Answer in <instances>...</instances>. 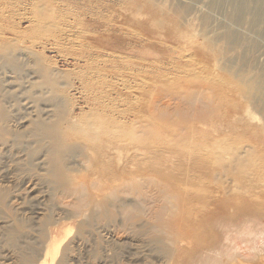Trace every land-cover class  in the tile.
<instances>
[{"label": "rangeland", "instance_id": "374dc122", "mask_svg": "<svg viewBox=\"0 0 264 264\" xmlns=\"http://www.w3.org/2000/svg\"><path fill=\"white\" fill-rule=\"evenodd\" d=\"M33 41L37 43L30 47ZM4 43L17 54L22 51V57L29 55L22 58L23 74L0 56L1 105L12 114L13 130L0 138V264H40L49 231L62 241L53 264H204L207 253L202 250L212 241L200 247L183 240L176 249L168 225L208 204L203 196L207 180L201 172L193 184L196 181L198 187L204 181V187L174 182L166 191L159 174L149 171L154 160L141 155L136 158L141 162L117 159L120 167L111 186L94 176L74 180L87 165V152L76 148L66 156L65 180L51 182L45 175L46 152L37 138L19 140L14 132L21 125L28 132L33 118L47 116L42 115L45 109L62 112V127L71 119L108 112L129 133L151 135L144 140L147 146L123 139L128 157L165 143L186 145L187 140L218 152L264 155V144H258L264 142L258 119L262 113L253 102L264 73V0H0V44ZM191 123L197 124V131L188 138L185 130ZM67 141L76 145L75 138ZM124 152L120 155L126 156ZM173 156H161L158 169L178 173L180 167L172 168L177 161ZM256 180L255 191L262 190L264 182ZM79 181L85 185L79 186ZM191 191L203 194L193 193L187 201ZM258 196L259 203L264 202V194ZM230 197L208 214L215 226L206 229L201 224L217 237L216 244L224 242L228 227L264 226V215L257 214L255 206L237 207L235 197Z\"/></svg>", "mask_w": 264, "mask_h": 264}, {"label": "bare ground", "instance_id": "6f19581e", "mask_svg": "<svg viewBox=\"0 0 264 264\" xmlns=\"http://www.w3.org/2000/svg\"><path fill=\"white\" fill-rule=\"evenodd\" d=\"M36 43L37 42L33 41L30 43L29 46L34 47L36 45ZM6 45L7 44H5V43L0 44V56H3L7 61H10L12 63V65L15 67L14 69H17L20 73H22L21 69L23 67L21 66V63L23 66L25 65L22 58L24 56H28L29 54H25L22 57L21 56L23 54V53H21L22 51L18 52V54H17L15 49H13V47L11 45H9L10 47L8 45L7 46ZM17 46H18L17 47L18 49L23 48V47L19 48L18 44H17ZM236 46H237V44H236ZM27 47H28V45H27ZM30 47H28V48H30ZM39 69H41V68H38V70ZM40 71H39V73H40ZM42 71H43V69H42ZM22 74H20V75L22 76ZM51 74H53V71ZM55 74H58V73H55ZM21 76H19V78H21ZM45 76L46 75H44L42 77H45ZM51 77L53 78V76H51ZM43 80H44V78H43ZM48 80L49 79H47V81ZM44 82H46V81H44ZM57 82L59 84L60 81H57ZM8 83L14 84V83H12V81H7V84ZM46 84H47V82H46ZM51 84H53V83H51ZM12 86H15V84L10 85V87H12ZM13 90L14 89H12V91ZM12 91L10 90V92H12ZM256 91H257L256 99L253 102H254L256 107L258 106V108L260 109V112L262 113V115H261L262 117H260L258 119L262 121L263 132H264V73H263V75L259 76V78H258V81L256 84ZM2 96H3V94L0 93V138L3 136V134L8 133L11 130V129H9V127L11 126L10 122H11V118H12L11 117L12 114H10V112H8L7 108H4L1 105V102L3 101ZM4 102H6V101H4ZM28 108L30 109V106L25 108V109L27 110ZM48 110H46V109L43 110L42 115L43 116L47 115L46 117H39L40 115H38V116H36L37 119L35 118L36 120L33 118L34 121H32L30 123L32 125V127L28 130V132H25L26 126L24 127L23 125H21L20 127L16 128L17 132H14V133H15L16 137L19 138V140H21L23 137H30V136H32V137L34 136L37 138V141L41 145L39 147L46 152L45 153L46 154V156H45L46 160L44 159V161L43 160L42 161L45 164V175L48 176V178L51 182L53 181V182H57V183L58 182L62 183L65 180L66 174H69V172H67V171H69V167L66 165V161H67V157H68L67 155L69 153H71L72 151H74L76 148H79V149L83 148V150H85V152H87V154H86L87 155V160H86L87 165H85V169H84L85 172H83V174H80L83 171L82 169L77 171L78 172L77 174L78 175L80 174V175L75 177L74 180H77V179L83 180V179L94 176V178L96 180L101 178L100 181L104 180L103 183L107 184L108 186H111L113 184V182L115 181L117 170L120 167V165L117 167V159L122 160V162H124V163H125L124 160H126V163H127V161H129L130 158L136 159L138 156H140V157L143 156V159L148 160V161L150 160L151 162H152L151 159L154 160L149 166V171L150 172L153 171V172H156L157 174H159L158 176H160L159 178H161L162 182H161V184H160V182H158V184H156V185L157 186L159 184L162 185L166 191H168L169 188H171L174 185V182L179 183V185L180 184L182 185V183H186V184H184L185 186H187V184H190L189 187H191V184H192V185H194L193 187H195L196 181H195V184H193V182H194L193 180L196 179L195 177H197V179L199 178L198 176H200V175L197 174V171H199V173L200 172L202 173L200 177H203V179L205 178L207 180L206 181L207 182L206 188H204L205 193L203 196L206 199L208 198V202H207L208 204L205 205L206 207L203 206V208L201 210H197V211L195 210V211H193V212L191 211L189 213L186 212L187 214L184 213L183 215H181V217L169 222V224H168L169 228L173 232L172 242L177 244V245H175L176 249L179 247L178 243H181L183 240H185V242L186 241L187 242L188 241L195 242L196 245L200 246V247L203 245V243H206L208 241H210V242L212 241L211 244L213 245V247H211L212 246L211 245L210 248L208 247V248H205L204 250H202L203 253H207L206 255L203 254V256H205L204 257L205 259H203V260H205L204 264H244V263L245 264L246 263L247 264L248 263L264 264V226H263V228L260 227L259 229H258V227L256 229L251 228L252 230H250V229L248 230V229H246V227L243 226L244 227L243 229L240 230L238 228V230H235V227H233V228L228 227L230 224V223H228V225H226V227H228V228H226L224 225V227L227 229L224 242L219 243V244L217 243L218 245L216 244L217 237H215V235L212 236V235L208 234L209 232L204 230V228L201 226V224H205L206 229L211 224H212V227L215 226V224H213V223L216 221L214 220V222H213V218L209 217L208 214L215 213L216 211H214V209H216V208L218 209L221 205H223L222 203L229 202L231 200L230 196L235 197L233 199L235 202L237 200V203H238L237 207H242L245 204H247L248 206H253V207L255 206L254 207L256 210L255 212H257V214L260 212L264 215V212H263L264 206H262L260 208V204L264 205V202L259 203V201H258V197H259L258 194H262V193L264 194V186H263L262 190L255 191L257 184H256V182L255 183L253 182V180H255V179H257L256 181H258V182H260V181L264 182V155H261V154L255 155V153L253 151H237L236 150V151H232V152H229V151L228 152H225V151L218 152V151H213L212 149H209V148H202L201 145L197 144L196 142L194 143L193 141H189V140L186 141L185 140L186 145L185 144L184 145H181V144H175L174 145V144H170V143H165L163 147H161V148L159 147L157 149H151V150H149V148L146 149V147H144L146 149L145 152H142L139 154L135 153L134 156L130 155V157H128L129 149H125L124 147L121 146L123 139L129 138L131 141L132 140H135L138 142L140 141V144H141L142 141L145 142L144 140L147 139L148 137L150 138L151 135L144 133L142 129H141L142 130L141 132H143V133H139V134L134 133V132L129 133L123 126L119 125L120 123L118 124L114 115H112L111 113H108V112H100L99 115H96L94 117H87L86 119L82 118V120L79 118L78 119L76 118L73 120L71 119V120H68L67 126L62 127L61 122H63V119L65 118V117L61 116L62 112L58 111L57 112L58 114L55 112H54L55 114H52L53 112L50 113V111H48ZM28 113L30 114V112H28ZM53 117H55L54 120H53ZM21 118H24V116ZM201 118H203V116H201L200 119ZM50 119H52L53 121L52 120L50 121ZM65 120H66V118H65ZM183 120H186V119H183ZM183 120L181 119L179 122H182ZM188 122H186L184 124H188ZM202 123H204V121ZM22 127H24L23 130H20ZM180 128H182V126ZM182 129H186V126H185V128H182ZM219 130H221V129H219ZM11 131H13V130H11ZM23 131L25 133H23ZM144 131H145V129H144ZM181 131H183V130H181ZM185 131H187L186 132L187 134L185 133L186 137L191 138L192 134H194V132L196 135L197 124L191 123L190 126H187V129ZM185 131H183V134ZM139 132H140V130H139ZM84 133H86L87 135H85ZM180 134H181V132H179L178 136H180ZM187 135H191V136H187ZM181 136H183V135L181 134ZM68 137L69 138H75V140H76L75 144L76 145L72 146V144H68V141H67ZM153 138H154V135H153ZM156 141L159 142L158 139ZM172 141H174V140H172ZM77 142H79V143H77ZM213 142H214V140H213ZM126 143L128 144V142H126ZM161 143L162 142L160 141L159 144H161ZM132 144L135 145L134 142ZM258 144H261L263 146L264 142L261 141ZM130 145H131V142H130ZM144 145H146V142ZM144 145H142V146H144ZM154 145H156V144L154 143ZM152 146H150V147H152ZM207 146H209V145H207ZM125 147H127V145ZM133 147H136V146H133ZM168 147L171 149H168ZM139 149H135L134 151L139 150ZM124 150H125V152H124ZM122 151L124 153H127V155L126 156H123L124 154L120 155V153ZM175 153L179 154V156H180L179 159H176V156H178V155H175ZM171 154H174L173 157L175 158V160H177L176 162H172V164H173V166L171 165L172 168L174 166L175 167L178 166L181 168L180 170L178 169V171H179V172L177 171L178 173H173L169 168L158 169V166L156 165L157 160H160L161 156L167 157L168 155H171ZM86 155H85V157H86ZM140 159H142V158H140ZM136 160L138 161V159H136ZM136 160H134V161L137 164H138V162H141V161L137 162ZM145 160H142V161H145ZM172 160H174V159H172ZM169 161H170L169 159L165 158V162H169ZM186 161H187V163H185ZM137 164H136V166H137ZM159 164H160V161H159ZM123 166H125V165H123ZM182 166H186V168L189 169V172L186 171L185 168ZM167 167H168V165H167ZM125 168L126 167H122L124 172H125ZM183 168L185 170L184 171L185 173L183 172ZM166 169H167V171H166ZM190 169L194 170L195 172L192 173V171ZM71 170L74 171V169H71ZM149 171H147V172H149ZM174 171H176V170H174ZM85 173H87V174H85ZM155 176H157V175H155ZM73 177H74V174H73L72 178ZM258 177L260 178L259 180H258ZM131 178L133 179V177H131ZM174 179H175V181H174ZM136 180H138V179H136ZM150 181L151 180H149V182ZM200 182H202V179ZM200 182L197 180V184L198 183L200 184ZM248 182H249V184H247ZM204 183L205 182L203 181V184ZM203 184L202 183L200 184L201 187L205 186ZM78 185L84 186L85 182L79 181ZM200 185L198 187H200ZM196 187H195V189H196ZM188 189H190V188H188ZM194 192H196V191H194ZM194 192L191 191L190 193H187L188 194L187 201L191 200L194 197V195H193ZM191 193H192V197H191ZM202 194L201 195L197 194V195H199L201 197ZM0 197L2 198L3 194ZM196 198L198 199V196ZM259 198H261V197H259ZM199 199L201 200L202 198H199ZM246 201H247V203H245ZM194 202H195V200H194ZM187 203H188V205L186 208H188V206L190 204L189 202H187ZM232 203H234V202H232ZM204 204H206V203H204ZM108 205H110V204H104L105 207H107ZM234 207H235V205H234ZM186 208H185V210H187ZM227 208H228V210H225V211H229L230 207H228V204H227ZM192 210H194V209H192ZM243 210H245V209H243ZM243 210H242V212H243ZM187 211H189V210H187ZM247 211L249 212V209H247ZM181 212H183V211H181ZM217 212H218V210H217ZM252 213H253V211H252ZM252 213L249 216H251ZM228 214L225 216H228ZM234 216H237V215H234ZM260 216H261V214H260ZM225 218H227V217H225ZM218 220L219 219H217V222H219ZM228 220H225V221L227 222ZM241 224H239V225H241ZM217 225L222 226L223 223H218ZM239 225L238 226L236 225V227H239ZM256 225H254V228ZM219 226H217V228ZM221 228L224 229L223 227H221ZM201 229H203V230H201ZM234 230L236 231V234L233 233ZM67 232H70V230L68 229ZM48 236H49L48 237L49 240L47 242L48 243L47 249L45 251L44 258L40 262V264H47L48 263L47 261L49 260V258L51 260L50 264H53L56 254L61 249L60 246L62 245V241L59 240V238H57V236H55V233L53 231H51V232L49 231ZM60 239H62V238H60ZM249 240H251V241L248 243ZM242 241L244 242L243 244H242ZM188 243H191V242H188ZM206 244H208L207 246H209V243H206ZM200 247H198V248H200ZM201 249H203V248H201ZM168 257H172L171 253ZM25 264H30V263L27 262Z\"/></svg>", "mask_w": 264, "mask_h": 264}]
</instances>
